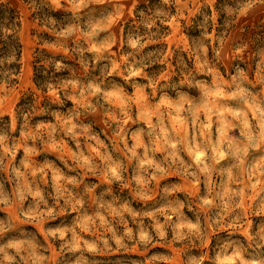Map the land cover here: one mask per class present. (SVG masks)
I'll use <instances>...</instances> for the list:
<instances>
[{
  "label": "clouds",
  "instance_id": "clouds-1",
  "mask_svg": "<svg viewBox=\"0 0 264 264\" xmlns=\"http://www.w3.org/2000/svg\"><path fill=\"white\" fill-rule=\"evenodd\" d=\"M0 12V264H264V0Z\"/></svg>",
  "mask_w": 264,
  "mask_h": 264
},
{
  "label": "rangeland",
  "instance_id": "rangeland-1",
  "mask_svg": "<svg viewBox=\"0 0 264 264\" xmlns=\"http://www.w3.org/2000/svg\"><path fill=\"white\" fill-rule=\"evenodd\" d=\"M143 7V5H141ZM23 14L24 18V25L22 26L23 30V48L21 51V59L24 61V68H25V78L27 79L31 76L33 71V64H32V47L34 43V37H35V28L36 25L34 24V21L31 17H28L26 14V10L20 8L19 6L16 7L15 10H13L12 15H21ZM3 15V12H0V16ZM264 20V15L258 17L257 19L248 21V31L246 32V37H255L257 34L264 37V31L257 33L253 25L259 26V21ZM36 79H40L39 76L36 77ZM33 84H35V81H32Z\"/></svg>",
  "mask_w": 264,
  "mask_h": 264
}]
</instances>
